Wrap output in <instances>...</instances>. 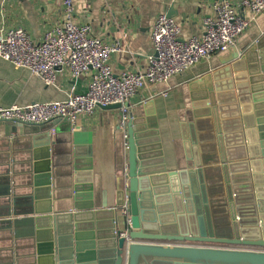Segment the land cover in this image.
<instances>
[{
	"label": "water",
	"instance_id": "95a60500",
	"mask_svg": "<svg viewBox=\"0 0 264 264\" xmlns=\"http://www.w3.org/2000/svg\"><path fill=\"white\" fill-rule=\"evenodd\" d=\"M260 45L246 53L243 65L264 168ZM145 109L142 117L128 114V175L125 188L117 190L114 199L93 171L92 133L75 130L66 122V136H60L59 130L52 133L60 120L19 124L25 146L20 138L7 139L6 153L0 157V204L4 205L0 206V253L5 254V264H264L262 227L252 208L255 201L252 194V198L241 194L245 191L237 187V166L228 165L233 161L228 159L218 107L211 110L231 213V238L215 233L197 147L195 156L189 151L186 169L169 171L152 104ZM66 143L73 153L68 186L56 182L57 157L62 153L57 148ZM18 147L24 150L17 151Z\"/></svg>",
	"mask_w": 264,
	"mask_h": 264
},
{
	"label": "crops",
	"instance_id": "0c3cea01",
	"mask_svg": "<svg viewBox=\"0 0 264 264\" xmlns=\"http://www.w3.org/2000/svg\"><path fill=\"white\" fill-rule=\"evenodd\" d=\"M222 1H229L252 19L249 11L240 6L244 0H73L74 21L89 24L91 35L104 43L122 45L123 51L109 59L116 75L124 71L138 73L147 68V58L153 50L151 30L160 14L172 13L180 26L181 40H189L204 34V19L215 18L214 5ZM62 7L63 0H0V36L10 29H24L32 41L40 43L61 22ZM259 43L258 62L264 61V12L251 22L235 48L212 55L167 84L149 85L126 104L135 117L144 116L145 107L152 104L159 124L163 159L169 171L186 169L189 151L195 156L193 150L197 147L212 223L219 237L231 238L233 230L212 107H218L221 112L228 159L233 161L228 165L237 166V187L245 191L241 194L247 198L253 195L252 208L255 206V217L264 237V168L248 73L243 65L246 53ZM90 82V76L73 79L65 71L59 74L57 87H47L30 71L0 59V108L64 101L70 95L85 94ZM121 119L119 109L101 107L92 116L81 117L75 125V130L92 133L93 171L101 177L102 187L112 199L117 190L126 186L123 169L127 165V142ZM66 123L60 121L51 132L59 130L60 136H66ZM22 134L19 124H0L1 158L6 153L7 139L20 138L25 146L27 140ZM57 149L62 153L57 157L56 182L71 185L68 174L72 146L66 143ZM248 185L250 189H246ZM63 189L66 194L70 193L69 189ZM4 255L0 253V264H5Z\"/></svg>",
	"mask_w": 264,
	"mask_h": 264
},
{
	"label": "built area",
	"instance_id": "2783aa9c",
	"mask_svg": "<svg viewBox=\"0 0 264 264\" xmlns=\"http://www.w3.org/2000/svg\"><path fill=\"white\" fill-rule=\"evenodd\" d=\"M240 6L249 11L252 19L229 1H222L214 5L216 17L204 19V34L189 40H181V29L174 18L160 14L151 30L153 50L147 58L146 70L116 75L109 59L123 51L122 45H108L92 36L89 24L74 21L73 0H63L61 22L40 43L32 41L24 29H10L1 34L0 59L30 71L47 87H57L58 76L65 71L73 79L90 76L88 91L70 95L64 101L0 108V123L43 125L60 120L75 129L81 117L92 116L98 108L121 105V127L125 130L129 114L126 104L140 91L149 85L167 84L212 55L236 47L239 37L264 12V0H244ZM123 175L127 177L128 165ZM127 223L131 225L130 217Z\"/></svg>",
	"mask_w": 264,
	"mask_h": 264
},
{
	"label": "rangeland",
	"instance_id": "374dc122",
	"mask_svg": "<svg viewBox=\"0 0 264 264\" xmlns=\"http://www.w3.org/2000/svg\"><path fill=\"white\" fill-rule=\"evenodd\" d=\"M256 250V249H255Z\"/></svg>",
	"mask_w": 264,
	"mask_h": 264
}]
</instances>
